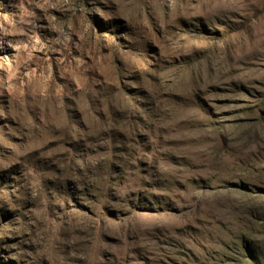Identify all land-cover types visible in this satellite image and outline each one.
I'll return each instance as SVG.
<instances>
[{
  "label": "rangeland",
  "instance_id": "obj_1",
  "mask_svg": "<svg viewBox=\"0 0 264 264\" xmlns=\"http://www.w3.org/2000/svg\"><path fill=\"white\" fill-rule=\"evenodd\" d=\"M262 218L264 0H0V264H264Z\"/></svg>",
  "mask_w": 264,
  "mask_h": 264
},
{
  "label": "trees",
  "instance_id": "obj_2",
  "mask_svg": "<svg viewBox=\"0 0 264 264\" xmlns=\"http://www.w3.org/2000/svg\"><path fill=\"white\" fill-rule=\"evenodd\" d=\"M261 220H264V218H262ZM262 222V221H260ZM250 259L252 261V264H259L260 260L259 257L257 255H255L254 253L250 254Z\"/></svg>",
  "mask_w": 264,
  "mask_h": 264
}]
</instances>
